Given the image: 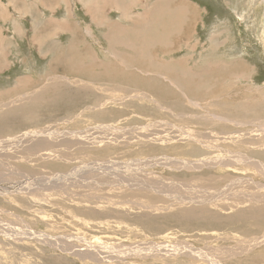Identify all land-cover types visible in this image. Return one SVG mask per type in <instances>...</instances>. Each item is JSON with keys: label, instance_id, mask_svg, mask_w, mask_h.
<instances>
[{"label": "rangeland", "instance_id": "rangeland-1", "mask_svg": "<svg viewBox=\"0 0 264 264\" xmlns=\"http://www.w3.org/2000/svg\"><path fill=\"white\" fill-rule=\"evenodd\" d=\"M171 1L131 0L120 8L85 9L79 0H53L57 10L53 17L47 15L50 20L40 18L38 33L51 55L28 56L23 50L24 56L8 58L11 66L0 73V140L47 127L88 132V138L101 126L134 131L133 135L146 126V132L159 134L125 146L56 145L52 150L65 152L62 157L51 154L29 163L0 154V264H214L205 258L147 256L156 247L151 245L143 252L147 257L131 255L132 246L149 242L210 247L214 252L210 255L224 248L228 251L215 256L219 264H264V244L232 257L234 249L245 244L243 240L264 234V212H248L250 206L244 204L239 186L244 179L262 184L264 180L240 164L225 168L209 162L227 163L238 156L264 165L262 146L232 141L219 149L211 138L257 132L260 137L253 143H264V0ZM155 8L160 9L162 21L173 26L163 34L164 43L150 40L149 51L159 63H179L186 69L185 76L170 73L171 80L166 81L153 72L147 55L139 56L134 47L131 51L124 45H129L130 35L120 29L147 37L135 28L145 32L144 23ZM170 9L179 14L171 17ZM9 36L15 42V34ZM19 44L35 48L29 40ZM130 72L141 88L131 87ZM136 94L148 98L130 97ZM181 129L195 139L177 134ZM164 158L174 160V165L165 164ZM86 161L94 163L83 168L89 170L83 174L91 172L80 176L83 189L72 187L71 181L52 184L48 193L42 191L41 182L47 183L49 177L56 182ZM5 163L17 174L7 172ZM97 164L99 168L93 170ZM25 177L37 180L38 189L26 193L11 189L20 191ZM145 184L168 187L177 197L217 195L219 200L208 204L206 211L186 205L156 212L140 205H166L172 197L162 198L155 191L142 194ZM107 193V199L99 198ZM30 229L57 237L59 246L15 239ZM87 242L94 247L92 254L87 249L82 257L69 252ZM114 245H122V254H129L117 258Z\"/></svg>", "mask_w": 264, "mask_h": 264}, {"label": "bare ground", "instance_id": "bare-ground-1", "mask_svg": "<svg viewBox=\"0 0 264 264\" xmlns=\"http://www.w3.org/2000/svg\"><path fill=\"white\" fill-rule=\"evenodd\" d=\"M169 1H171V0H167V2H169ZM167 2H166V4H167ZM170 3H172V1ZM170 3H169V5H170ZM171 10H173V9H170V16L171 17L176 15V14H179L178 11L174 10L175 12H173ZM152 13H151V15H152L151 19L148 18L149 20L146 23H144L146 26L145 32L142 31L141 28H137V27L135 28L137 32H141L143 35H145L147 37H142V36H140V34L136 35L134 33L135 31H128V29H124V28H123V30H121L122 28L120 29V31L127 32L128 35H130L127 37V39L130 40L129 45L126 46V44H124L125 47L132 48L131 51H133V47H134V49H136L138 51L137 55H139V56L144 57L147 55V61H148V63L152 64L153 72L159 76H164L165 77L164 79L166 81L171 80L169 77L170 73L178 72L179 76L180 75L185 76L187 73L186 69L181 67L179 63H172L171 65L159 63L160 61L157 60V56H155L156 57L155 58L151 54V51H149V49L151 48L150 45L153 44V43H151V41L152 42H154V41L158 42V44L164 43L163 34L164 33L168 34L169 32H171L172 26H173V24H171V22L166 24L165 22L162 21L161 11L159 8H157V9L155 8V10ZM178 16L179 15H177V18H178ZM111 39H113V38L111 37ZM150 73H152V71H150ZM130 74H131V78H129V80H131L130 81L131 87H133V89L134 88L136 89V87L141 88L140 84L136 85L137 82L133 81V80H138L136 78L137 76L131 72H130ZM123 79L117 78V80H120V81L125 83V81ZM130 97H137V99L138 98L141 99V98H145V97L148 98V96L146 94H136V95H132ZM106 128L107 127L101 126V127L96 128V129H93V130H95L96 133L92 137H89V138L87 137L89 134L88 132H71V131L60 132L59 129L53 130L52 127H47V128H43L40 130L29 131V132H25L21 135L15 136V137L13 136V137L8 138V139L6 138V140H0V154L4 155L5 157H13L16 159H20V162L23 160L24 163H29V162H32L35 157L44 158V157H49L51 154L53 156L62 157L61 154L65 153V152L52 150V147H54L56 145H60L63 147H66L67 145H73L72 147H77V148H85V147H88L89 145L99 146L101 144H109V145L121 144L122 146H125V145H128L129 143L134 142V140H136V141L151 140V137L153 135L159 134L157 132L156 133L146 132V129H147L146 126L136 129L135 135H133L134 131L122 130V129H119L118 131L104 130ZM105 131H107L108 134H106ZM118 132L120 135H115ZM176 133L182 134V135H184V136H186L192 140L195 139V136H191L189 132L185 133V129L178 130V131H176ZM256 133H242V132L220 133L218 135H213V137H211V138H213L215 141L214 146L218 147L219 149H221V145L223 143L232 142V141L233 142H239L240 141V142H243L245 144L256 145L258 147L262 146L263 147L262 150H264V143H262V144L253 143V141H255L257 138L260 137V134L258 135ZM129 135H132V136H129ZM197 137L203 138L204 136H197ZM158 138H163V137L159 136ZM184 139H186V138H184ZM256 149H258V148H256ZM152 159H154L155 162L160 160V158L156 159V157H154V158L152 157ZM164 160H165V164L167 163L170 165H174V163H175L174 160L168 161L167 158H164ZM225 161L226 160L220 159L219 161L216 160V161H209V162L212 165L218 164V166H224L225 168L240 164L242 166L248 167L251 171H253L257 175H259L264 180V165L261 164V162H259L258 160H255L251 157L244 158L243 160H241L238 156H235L234 159H230L229 161L227 160L228 161L227 163H224ZM152 162H153V160L149 161L148 163H152ZM93 163L94 162L87 163V161H86L85 164L83 165V167L78 166L77 168H74L73 171H70L66 175V177L59 178L56 180V182H55V178L49 177L47 179V183L45 182L46 184L44 182L43 183L41 182L42 191L48 193L51 190L53 191L52 184H54V183L57 184V182L66 183V182H71V181L72 182L70 185L72 187L83 189L84 187L80 186L81 184L79 185L78 181L82 182V180L80 179V176L84 172L89 171V170H84L83 168L89 169V167ZM103 165H107V164H103ZM6 167H9L7 169L8 170L7 172H10L11 174H13L12 172L16 171L14 169V167L11 168L8 165V163H5L4 169H6ZM98 168H99L98 164L92 167L93 170L98 169ZM112 168H116V166H113ZM89 173H91V172L85 173L83 175H87ZM14 174H17V173L14 172ZM71 174H73V175H71ZM24 175H26V174H24ZM26 177H28V176L26 175ZM227 178H229L231 180V177H227ZM78 179H80V180H78ZM138 180L140 181L139 185H141L142 179L138 178ZM48 181H49V183H48ZM112 182H113V186H115V187L119 186V184L117 182H115V181H112ZM37 184H38L37 180L27 179L25 186L20 187V189H21L20 191L17 187L11 188V189H14V191H17L18 193H26V191L37 190L38 189ZM48 184H49V186H48ZM82 184H83V182H82ZM170 184L171 183H168V185H170ZM178 184L176 186H179ZM239 184L240 183H236L235 186H237ZM145 186H146V184H145ZM146 187H147L146 192H143L142 194L151 195V194H153V191H155L157 194L162 195V198L164 197V195L172 197V198L168 199L169 201L166 202V205H161V206L160 205H151V206L140 205L142 207H152V209H155L156 212L157 211L161 212L162 210L163 211H169V210H171V208H174V207L178 208L180 206H186V205L195 207L197 210L198 209L205 210L204 208L207 209L208 204H211L213 202L216 203L219 200V196H217V195L212 196V198L211 197L193 198V197H189V196L177 197L175 195V193H172V192L169 193L168 187L164 190H162V188H157L153 185H147ZM240 187L243 190L242 196H244V198H245L244 204H246V206L247 205L250 206L247 209L248 212H249V210H256V209H260V210H262V212H264V191L262 193H259L260 189H264V184L257 183L253 179L249 178V179L242 180V183L239 186V188ZM229 189H230V185H228L226 190H229ZM252 189H253V191H252ZM3 190H4V188H3ZM254 190H257V193L254 192ZM108 196H109V193L103 195L102 197L99 196V198L107 199ZM257 204H261V206H256ZM239 205H242V204H238V206ZM230 207H232V206H230ZM196 209H193V210H196ZM192 211H191V213H192ZM204 215H203V217H204ZM197 217H199V216H197ZM215 217L218 218V216H215ZM209 220H210V217H209ZM216 220H219V219H216ZM19 222H21V221H19ZM22 222H23V220H22ZM4 228H5V226H4ZM1 232L3 234H5L6 231L4 232L1 230ZM12 233H14V232H12ZM5 235H7V234H5ZM21 235H23V234H21ZM41 238H43V239H41ZM163 238H165V237H163ZM15 239L17 241L38 240V241H42L43 243L48 241L50 246H54V247L59 246V242L57 243V241H58L57 237L52 239V237H47L45 234H40V233L33 231L31 229L27 230V232L24 233V237H22V238L16 237ZM62 239H63V237H62ZM242 243H245V244L242 246V248H239L237 250L234 249L235 254H233L232 257L238 256V255L242 254L244 251H247V250L249 251L250 249H256V248L262 246V244H264V234L261 236H255V237H251L247 240H243ZM45 244H48V243H45ZM150 245L156 246V247H151V249H149V250L152 251V254L151 253L145 254L147 256L148 255L157 256L158 254L159 255L171 254L173 256H188L190 258H195V259H204L205 258V259L211 260L214 264H219L218 262L220 261L215 256L219 255L220 253H225L228 251V250L225 251L224 248H218L216 250V252H220V253H215V255L214 254L210 255V254L214 253L211 251L210 247H207L205 249H197V248H194L193 245L186 244V243L173 244V245L162 243L161 245H156V244H151L149 242V243H139V244L132 246L131 247V249H132L131 255L139 253L140 256L142 255L141 256L142 258L147 257V256L143 255V252L146 253L148 246H150ZM239 246H240V244H239ZM144 248H146V249H144ZM85 249L89 250L90 254H92L94 252L93 251L94 247L89 242L85 243V245L83 247H78L76 245L75 249L71 250L69 252L77 254L80 257H82V254L84 253L83 251ZM113 249L117 250L116 252L119 253L117 258L120 257V258L124 259L123 257L127 256L129 254V253L127 255L122 254V250H123L122 245L121 246L114 245ZM93 257H95V255Z\"/></svg>", "mask_w": 264, "mask_h": 264}, {"label": "crops", "instance_id": "crops-1", "mask_svg": "<svg viewBox=\"0 0 264 264\" xmlns=\"http://www.w3.org/2000/svg\"><path fill=\"white\" fill-rule=\"evenodd\" d=\"M127 1L131 0H79V3L85 9H97L98 7L120 8ZM56 10L57 7L53 0H0V73L6 72L11 66L8 58L24 56L23 50L28 52V56L51 55L50 50L43 48L48 44L40 42L45 38H39L38 33H40V23L42 22L40 18L50 20ZM50 14L51 18L47 16ZM26 31L29 32L26 33ZM9 33L15 34V42ZM25 40L32 41L35 48H30V46L23 48L24 44L20 48L19 42ZM19 50L22 52H18Z\"/></svg>", "mask_w": 264, "mask_h": 264}]
</instances>
